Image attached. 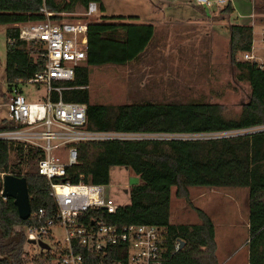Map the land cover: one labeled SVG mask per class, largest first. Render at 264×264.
Here are the masks:
<instances>
[{"label":"trees","instance_id":"trees-1","mask_svg":"<svg viewBox=\"0 0 264 264\" xmlns=\"http://www.w3.org/2000/svg\"><path fill=\"white\" fill-rule=\"evenodd\" d=\"M96 2L104 11L102 0H0V24L6 25L5 82L9 90L17 79H25L41 70L44 57L37 43L19 36L18 23L45 19L44 7L54 12H72ZM204 9L222 6L218 13L229 17L233 8L226 0L222 5H201ZM87 28V55L76 66L74 77L65 83L71 86L62 92V99L86 105V126L94 131H115L182 136L243 130L264 125V63L238 60L239 52L251 49V26L229 22L226 57L235 70L234 80L246 82L248 94L236 114L217 102L151 101L123 103L117 106L91 103L88 90L89 67L103 64L124 65L136 61L154 35V26L137 23L138 16L98 15ZM14 128L11 119L0 122L1 129ZM77 162L66 167L60 181L108 184L109 168L114 165L131 169L141 182L128 188L130 201L118 205L110 214H99L107 224L121 227L143 223L164 227L167 252L165 264H217L214 226L207 214L192 205L190 186H238L247 188V264H264V129L228 137L207 139H111L79 144ZM92 150V153L90 152ZM43 157L36 147L0 140V171L26 179L30 209L44 210L43 220L53 217L56 201L50 195L48 180L37 173V162ZM172 188L196 212L199 223L173 225L169 221ZM39 221L22 220L12 198L0 194V264H20L25 237L12 240L14 228ZM176 239L184 242L172 250ZM92 260V257H89Z\"/></svg>","mask_w":264,"mask_h":264},{"label":"rangeland","instance_id":"rangeland-1","mask_svg":"<svg viewBox=\"0 0 264 264\" xmlns=\"http://www.w3.org/2000/svg\"><path fill=\"white\" fill-rule=\"evenodd\" d=\"M230 1L234 4V0ZM240 1L242 6L254 7V11L264 10V0ZM102 2L104 11L99 10L95 18L102 14L138 16L135 22L152 24L154 35L136 61L124 65L103 64L89 67L88 90L91 103L117 106L144 100L205 101L220 103L231 114L239 111L246 100L248 86L246 82L234 80L235 70L228 65L226 26L231 22L228 17L220 18V13L215 18L202 17L200 19H203V23L200 20V24L196 26L194 14L201 9L196 0ZM221 7L210 9L218 12ZM83 10V7L76 6L71 17L79 18ZM6 28V25L0 24V122L8 118L6 104L9 87L5 82ZM255 54L258 57L255 61L263 64L264 45L258 46ZM242 55V52L237 53L236 59L243 60ZM18 86L27 101H40L45 93L44 86L37 87L28 83ZM142 137L169 136L150 134ZM55 153L61 159L65 158L62 149L55 150ZM140 182L139 176L131 169L111 166L105 194L116 205H125L130 198L124 190ZM188 195L192 205L202 209L214 225L217 264H247V188L190 186ZM169 221L173 225L199 223L195 210L183 198L175 196L174 188L170 196ZM52 232L56 240L62 242L63 230L56 227ZM13 233L18 237L19 234L25 236V226L15 227ZM46 240L51 243L50 238ZM22 248L20 264H35L32 251L38 252V246L27 242L25 238ZM54 250L55 247L51 245V251Z\"/></svg>","mask_w":264,"mask_h":264},{"label":"built area","instance_id":"built-area-1","mask_svg":"<svg viewBox=\"0 0 264 264\" xmlns=\"http://www.w3.org/2000/svg\"><path fill=\"white\" fill-rule=\"evenodd\" d=\"M225 1L196 0L201 5H222ZM41 11L45 19L16 26L22 40L37 43L40 55L45 59L43 68L25 79H17L11 86L6 105L8 119L14 122V128L0 130V140L42 150L37 173L48 180L49 193L56 201L53 217L43 220L44 210L41 208L30 212L28 217L39 222L25 226L26 234L23 236L26 241L34 240L36 246L38 241H44L50 246L48 250L33 255L35 264H165L167 244L164 227L143 223L121 227L107 224L98 213L95 216L89 214L94 210H105L110 214L117 210L118 205L105 194V185L59 180L66 167L77 162L79 144L111 139L219 138L263 130L264 125L207 134L165 135L169 137L163 138L142 137L150 135L143 133L88 129L86 105L63 100L62 92L71 88L65 83L73 79L76 66L86 59L88 23L99 21L95 18L98 5L89 2L79 18H72L73 12H58L60 18L57 19L52 17V11L44 7ZM242 58L246 60L251 56L243 53ZM21 83L44 86L42 99L27 101L19 89L18 84ZM57 149L64 151V159L55 153ZM5 174L6 171H0L1 178ZM56 227L64 232L62 242L56 240L52 232ZM46 238H50L51 243ZM51 245L55 247L54 251H51ZM179 248L180 239H176L171 249L176 251Z\"/></svg>","mask_w":264,"mask_h":264},{"label":"crops","instance_id":"crops-1","mask_svg":"<svg viewBox=\"0 0 264 264\" xmlns=\"http://www.w3.org/2000/svg\"><path fill=\"white\" fill-rule=\"evenodd\" d=\"M230 1V0H229ZM231 2V1H230ZM104 5V4H103ZM233 12L228 17L232 22L239 24H248L251 26V49L248 52L251 55V60H255L256 54L255 49L264 45V10L263 11H254V7H245L242 6L243 3L240 0H234V4L231 2ZM210 8L205 7L204 9H198L199 11L194 14V22L200 24V20L203 23L202 17H218V12H213ZM256 12V13H255ZM164 17V15H162ZM220 18H225L222 14H220ZM257 26V28H255ZM227 37V34H226ZM211 42V39H210ZM214 226V225H213Z\"/></svg>","mask_w":264,"mask_h":264},{"label":"water","instance_id":"water-1","mask_svg":"<svg viewBox=\"0 0 264 264\" xmlns=\"http://www.w3.org/2000/svg\"><path fill=\"white\" fill-rule=\"evenodd\" d=\"M124 191L127 192V189ZM0 192L4 198L9 197L13 199L18 215L22 220L28 219L31 209L25 177L10 173L5 174L2 178L0 177ZM12 240L17 241L18 236L13 235ZM27 242L35 243L34 240H27ZM38 244L40 248L46 250L50 248L49 244L44 241H38ZM183 244L184 242L180 240V247H182ZM9 263L11 264L10 261Z\"/></svg>","mask_w":264,"mask_h":264},{"label":"flooded vegetation","instance_id":"flooded-vegetation-1","mask_svg":"<svg viewBox=\"0 0 264 264\" xmlns=\"http://www.w3.org/2000/svg\"><path fill=\"white\" fill-rule=\"evenodd\" d=\"M1 194V193H0ZM2 196V195H1ZM30 243V242H29ZM31 244H34V243H31ZM38 246H39V244H38ZM39 248V250H38V252H43V251H45L46 249H44V248H40V246L38 247ZM33 252V255L34 254H36V253H38V252H35V251H32ZM22 257V256H21ZM30 258H32V257H30ZM21 259V258H20ZM20 263V262H19Z\"/></svg>","mask_w":264,"mask_h":264}]
</instances>
